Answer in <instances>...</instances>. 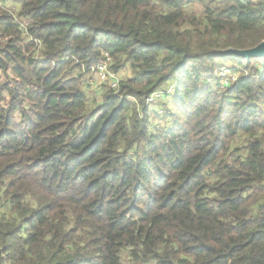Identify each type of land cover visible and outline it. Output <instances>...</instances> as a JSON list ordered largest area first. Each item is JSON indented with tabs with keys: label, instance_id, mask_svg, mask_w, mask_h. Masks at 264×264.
Instances as JSON below:
<instances>
[{
	"label": "trees",
	"instance_id": "16d2710c",
	"mask_svg": "<svg viewBox=\"0 0 264 264\" xmlns=\"http://www.w3.org/2000/svg\"><path fill=\"white\" fill-rule=\"evenodd\" d=\"M262 42L264 0H0V264H264Z\"/></svg>",
	"mask_w": 264,
	"mask_h": 264
},
{
	"label": "built area",
	"instance_id": "2783aa9c",
	"mask_svg": "<svg viewBox=\"0 0 264 264\" xmlns=\"http://www.w3.org/2000/svg\"><path fill=\"white\" fill-rule=\"evenodd\" d=\"M111 60L109 57L106 58L104 62H102L100 65H98L96 68L93 69V72L95 74V80L99 86L102 87L103 85H109L112 89L117 91L119 89L120 81L124 77H120V75H114L110 69L109 64ZM222 76L224 77V85H229L230 81H235L237 78V75H233L231 71H224L222 73ZM232 79V80H231ZM170 89V90H169ZM97 92L101 91L96 90ZM175 87L171 86L168 89L164 91H158L152 94V96L148 100V106L151 107L154 111H157L159 108V105H161L163 102L167 100V95L174 94Z\"/></svg>",
	"mask_w": 264,
	"mask_h": 264
},
{
	"label": "water",
	"instance_id": "95a60500",
	"mask_svg": "<svg viewBox=\"0 0 264 264\" xmlns=\"http://www.w3.org/2000/svg\"><path fill=\"white\" fill-rule=\"evenodd\" d=\"M223 54H225V55H233V56L244 58V59H247V60H250L252 58H264V42L259 44L254 49L245 50V51L228 50V51L224 52Z\"/></svg>",
	"mask_w": 264,
	"mask_h": 264
},
{
	"label": "rangeland",
	"instance_id": "374dc122",
	"mask_svg": "<svg viewBox=\"0 0 264 264\" xmlns=\"http://www.w3.org/2000/svg\"><path fill=\"white\" fill-rule=\"evenodd\" d=\"M126 73H127V71H123V72H121L119 75H120V77H125V75H126ZM100 84H98L97 82H95V85H94V87H93V89H94V91H96V90H100V86H99ZM170 90V89H169ZM97 92V91H96ZM162 105V104H161ZM161 105H159V106H161ZM164 105H167V106H164L163 108H165V107H169L170 109H173V106H172V103H171V98L170 99H167V102L164 104ZM154 110H156V109H154Z\"/></svg>",
	"mask_w": 264,
	"mask_h": 264
},
{
	"label": "crops",
	"instance_id": "0c3cea01",
	"mask_svg": "<svg viewBox=\"0 0 264 264\" xmlns=\"http://www.w3.org/2000/svg\"><path fill=\"white\" fill-rule=\"evenodd\" d=\"M128 76H130V72H129V71H127L125 77H128ZM125 77H124V78H125Z\"/></svg>",
	"mask_w": 264,
	"mask_h": 264
}]
</instances>
